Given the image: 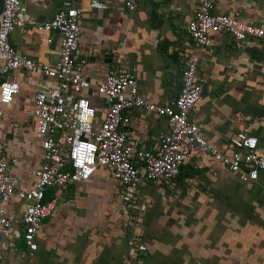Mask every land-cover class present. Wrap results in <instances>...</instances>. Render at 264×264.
I'll return each instance as SVG.
<instances>
[{"label":"crops","instance_id":"crops-1","mask_svg":"<svg viewBox=\"0 0 264 264\" xmlns=\"http://www.w3.org/2000/svg\"><path fill=\"white\" fill-rule=\"evenodd\" d=\"M50 1L27 0L30 15L18 19L10 43L29 59L54 65L58 34L35 30L57 10L46 13ZM99 1L106 10L83 2L76 51L86 59L83 72L91 88L83 95L95 107L97 123L106 102L96 86L106 74H132L143 98L167 106L180 91L186 61L195 56L206 79L190 113L198 133L224 151L230 137L247 129L264 154V0H213L215 13L261 28L263 37L238 43L218 33L206 48L187 34L196 0H139L133 11L125 0ZM7 78L19 83V92L0 103V146L16 190L28 189L42 160L32 97L54 81L23 69ZM119 130L135 141L136 151L152 152L168 132L166 119L140 109L123 111ZM140 177L130 212L122 200L124 187L106 167L85 182L49 189L46 197L57 200L56 209L37 231L38 248L30 259L22 240L23 203L12 198L6 206L11 226L0 230V264H135L137 258L142 264H264V172L242 182L209 150L197 149L169 183L147 181L142 168ZM134 242L145 252L133 249Z\"/></svg>","mask_w":264,"mask_h":264},{"label":"built area","instance_id":"built-area-1","mask_svg":"<svg viewBox=\"0 0 264 264\" xmlns=\"http://www.w3.org/2000/svg\"><path fill=\"white\" fill-rule=\"evenodd\" d=\"M72 6L57 9L51 17L35 24L38 33L56 32L59 36L58 58L54 65L29 59L10 43V35L25 11L22 0H4L0 14V103L11 101L19 92V83L7 78L8 73L24 70L41 73L54 81L47 91L32 97L35 132L41 138L42 160L36 169L31 188L16 190L9 173V161L0 146V230L11 226L7 204L12 198L23 203L21 216L22 240L27 258L37 251L36 233L56 209L55 198L44 200L51 188L87 181L98 167L111 169L112 175L125 189L122 197L125 210L135 207V189L140 169L145 179L153 183H169L197 149L209 150L214 159L229 171L237 173L242 182L256 181L264 172V154L257 150V139L243 129L230 137L224 151H218L198 133L190 121V113L200 100L206 79L198 69V58L186 61L178 95L167 106L143 98L135 77L124 71L108 73L96 92L106 102L103 119L97 123L95 107L83 95L91 88L83 69L86 59L76 56L82 30L79 17L89 9L104 11L107 6L99 0H73ZM139 0H125L133 11ZM196 8L187 24V34L199 47L211 45L212 35L225 33L235 42L259 40L261 28L244 23L235 17L214 12L213 0H196ZM140 109L166 119V135L156 152L136 151L134 140L119 130L123 111ZM4 113L0 109V125ZM140 162L141 168L138 166ZM140 253L146 247L132 243ZM27 264V263H24ZM135 264H142L136 259Z\"/></svg>","mask_w":264,"mask_h":264},{"label":"water","instance_id":"water-1","mask_svg":"<svg viewBox=\"0 0 264 264\" xmlns=\"http://www.w3.org/2000/svg\"><path fill=\"white\" fill-rule=\"evenodd\" d=\"M62 1H64V0H51L50 1V4L47 6V8L45 10L46 13L48 11V14H50L51 12H54L56 9L62 8L63 7V5H61ZM66 1L68 3H71L72 0H66ZM3 5H4V0H0V14H1L2 10H3ZM22 5L24 6L25 11L18 16V19L19 20L23 16L30 15V14H28V12H29V9H28L29 6L27 4V0H22ZM30 18L33 19V22L34 23L37 21V19L32 18V16H30Z\"/></svg>","mask_w":264,"mask_h":264},{"label":"trees","instance_id":"trees-1","mask_svg":"<svg viewBox=\"0 0 264 264\" xmlns=\"http://www.w3.org/2000/svg\"><path fill=\"white\" fill-rule=\"evenodd\" d=\"M44 200H48L47 197H46V195H45V199Z\"/></svg>","mask_w":264,"mask_h":264}]
</instances>
